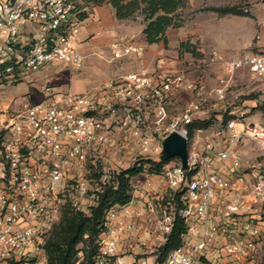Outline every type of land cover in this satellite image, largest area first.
Here are the masks:
<instances>
[{
	"label": "built area",
	"instance_id": "obj_1",
	"mask_svg": "<svg viewBox=\"0 0 264 264\" xmlns=\"http://www.w3.org/2000/svg\"><path fill=\"white\" fill-rule=\"evenodd\" d=\"M80 13L79 0H0V87L52 63L80 70L83 56L72 43ZM143 52L124 36L110 46L111 60ZM239 68L262 76L264 47L225 63L229 75ZM219 84L213 93L222 100L227 86L223 79ZM195 89L183 71L139 70L96 92L58 91L47 84L42 101L0 110V264H46L44 245L64 210L86 212L113 174L139 161H162V142L172 132L186 140V168L175 158L177 167L170 161L160 174L144 167L134 177L156 176L167 187V196H157L159 183L148 181L150 190H143V197L157 202L163 233L170 230L178 195L181 246L162 264H260L264 167L244 164L239 147L244 141L264 142V127L240 113L219 121L216 133L201 137L207 130H197L188 139L187 126L201 119L197 109L205 99L175 112L172 98ZM131 184L140 189L136 180ZM132 200L107 212L94 264L117 256L130 220L141 216ZM153 262L136 258L132 264ZM115 264L122 263L115 259Z\"/></svg>",
	"mask_w": 264,
	"mask_h": 264
},
{
	"label": "rangeland",
	"instance_id": "obj_2",
	"mask_svg": "<svg viewBox=\"0 0 264 264\" xmlns=\"http://www.w3.org/2000/svg\"><path fill=\"white\" fill-rule=\"evenodd\" d=\"M82 1V0H80ZM110 0H103L100 5L109 4ZM132 0H123L122 2H128ZM187 7L183 10H180L178 13V17L181 20H184V23L179 28H167L166 32L169 36V40H167V46L161 50V55L176 57V61L179 63V70H174V72L183 71L188 79L194 83H196V89L188 93L186 96L188 101L197 102V99L204 98V101H201L197 111L198 117L200 120H209L211 121L210 126L206 129L207 131L203 132L201 137H205L206 135L216 133L217 124L219 121H226L230 119V116H235L240 113H244L246 120L251 115H255L257 122H264V110H261L259 107L264 103V92L255 91L252 89L249 83L247 84H232L230 80V75L227 74L224 63L228 60H231L237 56H241L248 53H254L256 48L254 47V43L252 40V44L246 45V37L249 34V24L244 21L243 18H239L241 16L236 15H225L219 16L215 12L209 11V8L212 7H221V6H232L236 5L242 11H246L249 13V9L253 4H261L264 0H186ZM239 18V19H237ZM135 23L143 24V16L136 12L132 19L129 20ZM235 21H239V23H235ZM187 34L189 35L187 39L183 42H189L191 46H193V53H182L179 54L178 49L179 45L174 41L177 38L178 34ZM225 35L224 45L222 42H218V35ZM239 34L240 42L237 44L232 43V35ZM131 38V37H130ZM134 40V38H132ZM73 45L75 42L73 40ZM226 44V45H225ZM219 56L220 59L214 58V55ZM96 64L93 66V70H102L104 66L107 64L103 59H97ZM221 63L219 67V73L227 86V91L222 100H209L215 88H217L220 84L218 81V75H214L211 71L213 67H215V62ZM54 65L49 66L47 72L42 70L29 73L24 77V80L21 82H16L13 84H8L4 87L0 88V102L5 96L15 95L16 99L13 103V107H17L22 105L23 103L35 104L42 96V88L49 84L53 88L61 83H66L69 81L71 77L75 76V73H71L64 64L62 63H53ZM56 65H62L60 68L56 67ZM155 71L161 69H154ZM171 70V69H169ZM167 71V70H166ZM172 71V70H171ZM38 76V77H37ZM198 93L200 96H198ZM259 96H262L263 99H258ZM253 97L258 99L260 103H256L257 106L242 105L244 101H249V98ZM184 99H181L175 106L173 110L175 112L182 111L185 108L183 103ZM221 102V104H217ZM263 102V103H261ZM1 110V108H0ZM172 110V111H173ZM248 121V120H247ZM250 122V121H248ZM114 138L118 137V133L113 130ZM242 150L241 160L244 164L248 165H260L264 167V142H256V141H244L243 144L239 147ZM104 156L100 159L102 163H104ZM105 164V163H104ZM178 160H173L169 166L177 167ZM137 181L141 190H150L146 183L148 181L156 184L159 183L161 194L157 196H167L168 189L164 187L163 181L156 176L145 179L144 177H138L132 179V181ZM135 184V183H134ZM137 186L132 187V199L135 191H138ZM154 188V187H153ZM151 210L147 211L146 214H143L144 219H146L143 227H137V231L134 234V237L141 232L145 233V241H133L135 248H137L136 252H132V248L125 247L122 245L118 250L117 256H125L132 255L136 258H144L149 262L153 257V252L155 249L164 242V237L166 233H163L159 229L158 222L160 221L161 214L159 212V207L157 206V202L155 199H151ZM140 218V217H139ZM135 219V218H133ZM262 244L260 245L259 250L257 251L256 258L260 263L264 258V230L261 234ZM135 254V255H134ZM154 260V259H153Z\"/></svg>",
	"mask_w": 264,
	"mask_h": 264
},
{
	"label": "crops",
	"instance_id": "obj_3",
	"mask_svg": "<svg viewBox=\"0 0 264 264\" xmlns=\"http://www.w3.org/2000/svg\"><path fill=\"white\" fill-rule=\"evenodd\" d=\"M79 9L80 13V28L76 38L74 39L75 47L78 52L83 56V66L80 70H70L66 66V68L71 72L75 73L74 77H71L68 82L61 83L56 87L58 91H65L71 90L74 93L80 92H96L102 89L108 81L122 77L129 72L132 71H139V70H146L148 72L155 71L154 69H161V71H173L179 70V63L176 61V57L161 55V50H163L166 46L164 43L158 42L156 44H148L145 41V38L142 34L143 25L140 23H135L129 20H118L115 17L114 9L109 4L99 5V6H92V5H85L82 1L79 0ZM249 17H239L243 18L246 23L249 24V34L246 37V45L252 44L256 48H263L264 47V27H261L260 24L264 23V2L261 4H253L252 7L249 9ZM85 16L84 18H82ZM237 18V19H239ZM235 23H239V21H235ZM259 32L260 38L256 39L255 35ZM119 36H124L126 38H134L133 42L135 44L141 45L144 48V52L140 56H128L117 60H111L110 54V46L116 38ZM166 40H169V36L167 32L165 33ZM189 35L187 34H178L177 38L174 39L173 42L177 44V46L185 41ZM225 35H218V42H222L224 45ZM240 42V35L233 34L232 35V43L237 44ZM226 45V44H225ZM98 59H103L104 62L107 64L102 68V70H93V66L96 64ZM216 65L211 69L214 75H221L219 73V67L221 66L218 61L215 62ZM226 63V62H225ZM224 63V67H225ZM54 65L49 64L45 66L42 71L47 72L49 66ZM62 65H56V67L60 68ZM171 69V70H169ZM187 76V75H186ZM38 77V76H37ZM188 79V76H187ZM222 79L221 77L218 78V81ZM24 80V79H23ZM21 80V82L23 81ZM232 84L240 85L242 83L247 84L249 83L253 90L264 92V74L260 77L254 76L250 74L246 68H239L234 71L232 75H230V80ZM4 87V86H3ZM1 88V87H0ZM191 93L187 90H182L176 96L172 98V105L175 106L181 99H184L183 103L185 107L189 106L193 101H188L187 95ZM109 97V96H108ZM44 98V94L42 91L41 98L37 101L40 102ZM110 98V97H109ZM16 99L15 95L5 96L0 102L1 110L5 108H10L11 110H17L22 108L26 103L19 105L17 107H13V103ZM216 100L217 98L215 95H211L209 100ZM258 99H263L262 96H259ZM258 99L253 97L249 98V101H244L242 105H247L246 103H251V106H257L256 103H260ZM263 103V102H261ZM221 104V102L217 103ZM172 110L174 108H171ZM249 123H255L257 117L251 115L247 118ZM258 125L264 127V122H257ZM242 150L239 149V155L241 158ZM160 186L154 188L159 191ZM138 189V188H137ZM161 192V191H159ZM132 200V207L135 211L140 212V218H135L130 220L131 228L130 230L125 233L121 237V244L125 247L132 248L134 246L133 241H145L146 238L144 231L134 237V234L137 231V227H143L146 222L144 219L143 214L152 211L151 210V202L143 197V190L138 189L135 191ZM148 209V211H147ZM134 246L132 248V252H136L137 248ZM120 249V248H119ZM135 255V254H134ZM115 259L122 264H132L136 257L132 255H125V256H116ZM153 261L154 257H150ZM151 263V262H150Z\"/></svg>",
	"mask_w": 264,
	"mask_h": 264
},
{
	"label": "trees",
	"instance_id": "obj_4",
	"mask_svg": "<svg viewBox=\"0 0 264 264\" xmlns=\"http://www.w3.org/2000/svg\"><path fill=\"white\" fill-rule=\"evenodd\" d=\"M103 0H82L85 5L99 6ZM110 0L109 5L114 9L118 20H131L136 12L143 16L142 34L148 44L163 42L166 45L167 28H179L184 20L178 17L180 10L187 7L186 0ZM209 11L219 16L236 15L249 17V13L240 10L236 5L212 7ZM83 16L82 18H84ZM189 42L179 44L178 52L193 53ZM264 110V103L259 107ZM232 118V116H230ZM211 124L209 120L193 121L187 126V136L190 139L197 130H206ZM2 132H0V139ZM175 158L166 161H139L133 166L113 174L108 184L101 186L95 192L94 204L86 212L73 211L66 208L61 215L58 225L53 230L44 245L46 264H94L98 253V240L105 232L107 212L112 208L127 205L132 200V179L143 172L160 174L163 167ZM98 179L99 175L94 174ZM176 213L173 217L169 232L164 242L153 252V264H162L167 255L181 246L180 234L184 231L182 219L177 215L180 208L178 195L174 194ZM108 264H115L113 257ZM260 264H264V258Z\"/></svg>",
	"mask_w": 264,
	"mask_h": 264
},
{
	"label": "water",
	"instance_id": "obj_5",
	"mask_svg": "<svg viewBox=\"0 0 264 264\" xmlns=\"http://www.w3.org/2000/svg\"><path fill=\"white\" fill-rule=\"evenodd\" d=\"M171 158H178L181 163V168H186V140L176 132L169 134L162 142L161 160L166 161Z\"/></svg>",
	"mask_w": 264,
	"mask_h": 264
}]
</instances>
